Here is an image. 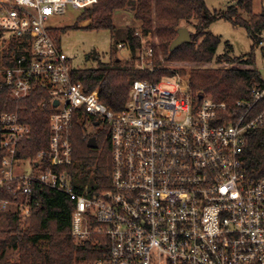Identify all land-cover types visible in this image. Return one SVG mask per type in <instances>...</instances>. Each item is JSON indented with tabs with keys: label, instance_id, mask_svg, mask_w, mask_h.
<instances>
[{
	"label": "built area",
	"instance_id": "built-area-1",
	"mask_svg": "<svg viewBox=\"0 0 264 264\" xmlns=\"http://www.w3.org/2000/svg\"><path fill=\"white\" fill-rule=\"evenodd\" d=\"M97 3L0 0V41L6 50L15 42L22 54L12 66L0 54V87L16 101L43 88L38 108L48 114L49 130L47 147L21 159L31 127L17 112L0 114V212L19 208L28 217L27 201L11 202L1 192L10 185L7 194L27 198L37 184L74 202L72 238L94 239L99 252L85 264H264V178L250 177L244 163L247 135L264 129V85L252 100L229 106L199 99L172 69L157 82L134 81L124 108L112 111L97 91L86 92L73 79L70 60L47 27L68 8L83 12ZM149 36L135 33L134 65L154 73L161 69ZM258 39L255 48L264 53V33ZM79 111L108 131L110 185L101 192L78 193L65 170Z\"/></svg>",
	"mask_w": 264,
	"mask_h": 264
},
{
	"label": "trees",
	"instance_id": "trees-1",
	"mask_svg": "<svg viewBox=\"0 0 264 264\" xmlns=\"http://www.w3.org/2000/svg\"><path fill=\"white\" fill-rule=\"evenodd\" d=\"M236 6H230L225 13L211 12L204 0H98L93 7L83 11L79 21L90 20L85 29L111 30L115 32L113 16L117 12L129 9L134 19L140 23L143 36L157 39L163 57L167 61L191 63L242 64L254 66L252 53L249 56L235 58L230 56L231 48L227 46L225 53L217 56L220 39L209 32L212 23L220 18L229 21L233 26L245 28L253 42L252 50L258 42V35L264 33V10L253 13V0H236ZM264 1V0H263ZM243 15H247L248 19ZM186 27L190 34V42L169 51L171 42L177 36V30ZM69 30L51 31L57 40L60 34ZM135 57L140 46L135 30L127 28L120 35V41ZM155 49V48H154ZM2 59L4 65L12 66L14 58L20 57L21 51L15 50V42L4 49ZM98 56L93 55L96 60ZM154 65H160L156 50ZM172 72L139 70L131 62L122 63L111 58L107 64L95 67L72 69L76 82L82 83L86 92L98 91L99 99L108 109L121 111L130 93L131 85L136 80L157 82L161 77L171 76ZM189 88L194 95H206L215 101L226 102L233 106L237 101L252 100V91L264 85V79L256 69H195L190 72ZM46 97L43 88L33 92L27 98L16 101L7 87H0V114L17 112L22 121L31 127L30 138L20 147V158L31 159L36 153L47 147L49 130L48 114L38 108V104ZM262 107V106H261ZM88 116L79 111L73 122L70 141L72 144V163L66 167L74 177L76 173L91 171L95 186L85 189L83 185L74 184L80 194L101 192L110 185L111 161L108 135L103 140V147L98 152L101 142L97 137L96 149L87 147L88 139L85 130ZM95 124V123H94ZM5 152L0 148V166ZM244 163L250 177L264 178V129L251 131L247 135ZM4 187V191L6 187ZM1 192V196L13 202H26L29 216H22L18 209H11L3 214L6 226L0 230V264H79L93 261L98 256L97 247L90 243L81 244L71 235V220L75 206L70 198L60 192L32 185L31 194L14 197ZM16 260H10L11 254Z\"/></svg>",
	"mask_w": 264,
	"mask_h": 264
},
{
	"label": "rangeland",
	"instance_id": "rangeland-1",
	"mask_svg": "<svg viewBox=\"0 0 264 264\" xmlns=\"http://www.w3.org/2000/svg\"><path fill=\"white\" fill-rule=\"evenodd\" d=\"M204 2L211 12L219 14L225 13L230 6L237 5L236 0H204ZM262 10H264V1L253 0V13L259 14ZM82 14L83 12L74 11L68 8L64 14L52 16L47 21V27L50 29V33L51 31L61 30L65 27L69 28L66 33L59 35L58 45L67 58H69L73 69L95 67L100 63L107 64L112 57L119 59L122 63L131 62V64L134 65L135 57L131 55L127 47L120 49L117 44L120 41V35L125 34L127 28H133L135 33L140 32V23L134 19L133 12L127 9L114 14L113 24L115 32L111 30L85 29V27L90 23V20L79 21L78 18H81ZM243 17L248 19L247 15H243ZM209 32L220 39V44L216 52L217 56L225 53L227 46H229L231 48L229 53L231 57L240 58L249 56L252 53L255 65L247 66L242 64V62L230 65L226 63H217L215 60L211 63L167 61L163 57L157 39L153 36H149L146 38V43L151 44L156 50L160 61L161 70L159 71L171 72L173 69V71L178 72L180 76L187 80L189 79V75L192 70L217 68H255L264 79V53L259 48H254L252 50L253 42L248 36L245 28L233 26L229 21L220 18L210 25ZM4 43L0 41V52H3V50L7 47V43ZM137 53L138 52L136 51V54ZM94 54L98 56V59H93ZM94 123L95 122L88 121L85 125V130L87 135L90 137L95 136L100 140L101 145L98 150V152H100L103 147V140L107 139L108 131L102 121H99L97 126H95ZM72 181L75 184L80 183V185H83L85 189L95 186L94 175L91 171L76 173L74 177L72 176ZM3 213L4 212H0V214ZM5 226V219L2 215H0V230L5 229ZM86 243H90L91 246H94L95 240L91 239L88 242H81V244L84 245ZM10 260H16L15 253L10 255ZM85 263L88 262H80L79 264Z\"/></svg>",
	"mask_w": 264,
	"mask_h": 264
},
{
	"label": "water",
	"instance_id": "water-1",
	"mask_svg": "<svg viewBox=\"0 0 264 264\" xmlns=\"http://www.w3.org/2000/svg\"><path fill=\"white\" fill-rule=\"evenodd\" d=\"M191 40L189 31L186 27H181L177 30V36L176 38L171 42L169 46V51L172 52L175 49H177L179 46L189 43ZM198 98H201V95L198 96ZM57 105V103H55ZM87 147L89 149H96L97 143L95 137H90L87 142Z\"/></svg>",
	"mask_w": 264,
	"mask_h": 264
}]
</instances>
